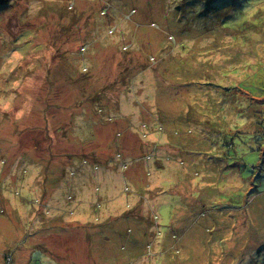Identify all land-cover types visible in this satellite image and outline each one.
I'll use <instances>...</instances> for the list:
<instances>
[{
  "label": "rangeland",
  "instance_id": "374dc122",
  "mask_svg": "<svg viewBox=\"0 0 264 264\" xmlns=\"http://www.w3.org/2000/svg\"><path fill=\"white\" fill-rule=\"evenodd\" d=\"M0 264H264V0L0 5Z\"/></svg>",
  "mask_w": 264,
  "mask_h": 264
},
{
  "label": "trees",
  "instance_id": "16d2710c",
  "mask_svg": "<svg viewBox=\"0 0 264 264\" xmlns=\"http://www.w3.org/2000/svg\"><path fill=\"white\" fill-rule=\"evenodd\" d=\"M10 0H0V5L7 4Z\"/></svg>",
  "mask_w": 264,
  "mask_h": 264
}]
</instances>
